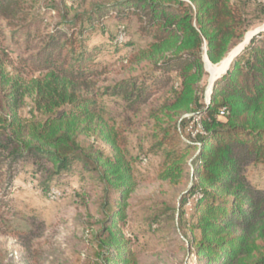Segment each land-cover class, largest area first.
I'll list each match as a JSON object with an SVG mask.
<instances>
[{
    "label": "trees",
    "instance_id": "1",
    "mask_svg": "<svg viewBox=\"0 0 264 264\" xmlns=\"http://www.w3.org/2000/svg\"><path fill=\"white\" fill-rule=\"evenodd\" d=\"M24 1L0 0V82L10 81L0 97V233L15 212L11 189L21 162L31 160L47 179L79 165L99 189L96 228L84 236L95 250L91 264H140L125 228L134 166L102 98H119L136 114L167 94L150 111L152 146L162 154L159 178L186 186L177 215L190 218L196 264H264V189L245 174L247 164H264V31L232 58L208 100L203 60L205 49L220 64L252 28L249 11L264 17V0H92L83 9L62 0L56 22L32 15ZM109 19L116 20L112 46L134 43L116 40L120 27L127 37L130 19L149 40L128 58L145 61L142 68L106 83L101 46L87 39ZM20 43L23 55L14 61L8 49ZM5 65L16 76L2 72ZM23 74L34 91L27 118L17 113L31 87ZM196 118L198 132L185 137L182 125ZM99 138L108 153L95 144Z\"/></svg>",
    "mask_w": 264,
    "mask_h": 264
},
{
    "label": "rangeland",
    "instance_id": "2",
    "mask_svg": "<svg viewBox=\"0 0 264 264\" xmlns=\"http://www.w3.org/2000/svg\"><path fill=\"white\" fill-rule=\"evenodd\" d=\"M64 1L67 8L83 9L92 0ZM24 3L32 15L43 14L47 22L59 20L54 7L65 9L62 0H25ZM248 14L253 26L247 34L264 26L263 15L254 10ZM115 24L116 20H107L104 30L96 28L87 39L90 47L101 46L96 54L101 67L105 69L100 78L106 83L137 73L145 61L129 63L128 58L149 40L137 34V23L130 19L125 21L127 38L134 43L112 46L109 40ZM23 49L24 45L20 43L18 46L11 45L8 52L16 61L18 56L23 55ZM4 70L2 72L12 71L11 76H16L11 66L5 65ZM22 76L27 86H31L30 77ZM210 76V72L206 71L205 100ZM9 82H0V97L4 95ZM166 96L161 94L154 97L150 104L136 114L125 110L119 98L105 96L102 101L107 113L113 118L115 128L126 137L127 151L134 166L137 184L128 199L125 228L131 232L126 235L132 236L139 263L196 264L195 252L187 242L191 236L187 229L190 218L180 220L177 215L180 195L186 186H173L159 178L162 154L161 150L152 146L153 117L150 111L158 107ZM33 98L31 86L26 89L17 108L19 116H30ZM195 128V120L190 119L182 125V132L187 137ZM100 141L99 138L95 144L108 153L109 146ZM142 155L148 159L140 163L139 156ZM245 174L253 185L264 189V164H247ZM50 185L61 188L63 195L50 200L46 190ZM98 190L79 165L74 167L73 172L47 179L46 173L37 170L31 160L21 162L11 189V207L15 212L7 217L6 231L0 233V264H91V258L96 256L95 250L90 243L85 242L84 236L86 230L94 232L96 228L95 223L99 218Z\"/></svg>",
    "mask_w": 264,
    "mask_h": 264
},
{
    "label": "water",
    "instance_id": "3",
    "mask_svg": "<svg viewBox=\"0 0 264 264\" xmlns=\"http://www.w3.org/2000/svg\"><path fill=\"white\" fill-rule=\"evenodd\" d=\"M260 31H264V26L263 27H259V28H255L253 31H251V32H249L246 36H245V38H244V40L241 42V43H239L236 47H234L230 52H229V54H228V56H227V58H228V61H227V65L225 66V68L221 71V72H219L218 74H216L215 76H210V86H209V88H208V93H207V98H206V100H208L209 99V94H210V92H211V90H212V85H213V82L221 75V74H223L225 71H226V69H227V67H228V65L230 64V62H231V60H232V58L234 57V56H236L238 53H239V51L248 43V41H249V39L254 35V34H256V33H258V32H260ZM206 62H209L210 64H211V62L209 61V59H208V57H207V55H206V53H205V49H204V63H205V65H206ZM205 69L207 70V68H206V66H205ZM208 71V70H207Z\"/></svg>",
    "mask_w": 264,
    "mask_h": 264
},
{
    "label": "built area",
    "instance_id": "4",
    "mask_svg": "<svg viewBox=\"0 0 264 264\" xmlns=\"http://www.w3.org/2000/svg\"><path fill=\"white\" fill-rule=\"evenodd\" d=\"M126 32L124 30L123 27H120L119 30L117 31V35H116V40L118 42H122L126 39ZM224 113V110L222 109L219 113L220 116H222ZM195 122H198V119H195ZM198 127H200V125L198 124ZM198 132V130L196 129L195 131H193V135H195ZM143 161H146V159L144 158ZM63 195V190L59 187H51L48 191H47V196L50 200H56L58 198H60V196Z\"/></svg>",
    "mask_w": 264,
    "mask_h": 264
},
{
    "label": "bare ground",
    "instance_id": "5",
    "mask_svg": "<svg viewBox=\"0 0 264 264\" xmlns=\"http://www.w3.org/2000/svg\"><path fill=\"white\" fill-rule=\"evenodd\" d=\"M227 61L228 58L226 57L220 64L217 65H212L209 62H206V68L208 72H210V74L214 76L215 74H218L221 69L225 68V66L227 65Z\"/></svg>",
    "mask_w": 264,
    "mask_h": 264
},
{
    "label": "crops",
    "instance_id": "6",
    "mask_svg": "<svg viewBox=\"0 0 264 264\" xmlns=\"http://www.w3.org/2000/svg\"><path fill=\"white\" fill-rule=\"evenodd\" d=\"M235 47H236V46H235ZM227 56H228V55H227ZM224 59H225V58H224ZM224 59H223V60H224ZM203 60H204V57H203ZM223 60H222V61H223ZM222 61H221V62H222ZM211 64H212V63H211ZM212 65H217V64H212ZM205 66H206V65H205V63H204V68H205ZM205 71H207V70L205 69Z\"/></svg>",
    "mask_w": 264,
    "mask_h": 264
}]
</instances>
